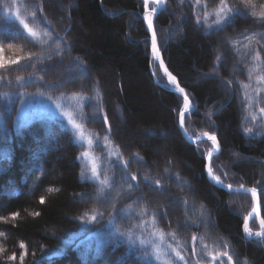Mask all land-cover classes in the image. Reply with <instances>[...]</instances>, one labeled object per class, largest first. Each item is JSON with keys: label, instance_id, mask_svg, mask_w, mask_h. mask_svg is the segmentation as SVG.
I'll use <instances>...</instances> for the list:
<instances>
[{"label": "trees", "instance_id": "trees-1", "mask_svg": "<svg viewBox=\"0 0 264 264\" xmlns=\"http://www.w3.org/2000/svg\"><path fill=\"white\" fill-rule=\"evenodd\" d=\"M229 2L234 7L240 6L238 0ZM256 2L259 5L264 0ZM217 3L218 0H208L209 9ZM37 6H42L43 12ZM17 8L31 26L49 31L54 29L53 35L66 36L67 41L62 45L65 49L63 57L54 56L41 64L35 62L34 56L32 61H22L8 71H0V76L5 77L0 81V216L20 213L16 220L0 222V230L6 232L5 237H0V247L6 249L0 254V264H18V260L12 262L6 257L13 252L19 257L21 241L28 245L29 252L24 264H106L108 260L117 264L125 256L126 245L114 249L108 242L107 219L100 223H84L79 219L93 208L103 211L106 217L113 209L102 200L80 199V193L94 197L96 186L81 178L84 166L77 157L84 149L74 138L67 120L63 116H35L33 111L28 123H21L18 119L21 108L19 92L28 94L25 102L34 104L52 102L47 99L49 95L57 98L62 94L71 96L79 93L84 97H95L97 91L102 97L100 109L107 114L112 126L111 140L130 161L129 171L141 178L140 189L132 196L124 194L116 207L122 208L132 203L135 197H141L142 203L150 208L158 212L161 209L168 211L167 220L158 217L159 226L165 231H176L180 241H188L196 233L203 235L213 247L224 238L229 241L234 259L264 264V245L246 239L242 230L243 216L253 204L251 196L229 193L212 184L206 175L204 155L211 143L201 141L197 147L188 142L179 129L178 111L182 108L183 99L168 85L167 77L152 58L150 43H146L150 40V33L142 16L143 0H0V43L4 45L5 58L28 52L49 55L15 20L12 14ZM31 11L37 13L35 20L29 15ZM194 11L189 0H184L183 5L179 0H169L168 8L162 10L155 20L164 62L189 93L194 105L191 114L185 118V128L194 137L205 131L214 133L221 145V151L213 159L217 171L219 166H224V170L229 172L228 182L240 181L246 186H255L256 180L264 179V127L244 121L247 112L241 103V90L235 82L231 87L226 84L227 80L247 82L246 65H250L249 58L244 57L242 61L240 54L227 41L229 38L242 40L241 33L245 30L264 33V22H256L250 16L238 17L235 23L217 33L197 27ZM77 42L79 48L75 47ZM8 43L14 47L9 49ZM242 43L246 41L242 40ZM66 45H71V48ZM21 48L23 52L19 51ZM218 54L223 56V61L216 71ZM77 57L86 68L83 75L76 65ZM33 63L35 67L30 66ZM75 65L78 70L72 74V79L61 77L68 69L75 72ZM201 74L205 77L195 80ZM17 76L25 80L31 77L37 82L27 83L21 88L16 81ZM40 76L44 77L43 82L38 81ZM103 78L110 83V94H107ZM57 81L62 82L63 87L55 90L47 87ZM40 92L45 95H38ZM120 92H123L125 108L117 99ZM4 93L9 96L5 97ZM63 101L65 106L75 108V101ZM94 103L84 101L83 116L79 112L76 114L89 132H97L103 137L108 135L107 125L102 122L101 114L93 116ZM124 110L128 116V131L168 124L173 132L167 143L173 155L166 156L163 137L159 134L156 137L151 133L152 136L143 140L144 144L126 143V132L121 133L117 124V118L124 116ZM255 123L259 125L262 121L258 119ZM17 124L21 127L17 128ZM244 127H253L256 135L245 134ZM162 130L165 135V129ZM65 152H68V158L59 160L58 157ZM95 153L101 158L105 156L102 147H97ZM134 153H139L143 162H136ZM177 158L194 165L196 181L181 162L177 163ZM54 164H57V170L52 169ZM41 168L44 175H40ZM146 173L159 179L167 191L161 194L146 186L142 180ZM175 173H179L191 187H180L169 178ZM108 174L119 180L122 168L118 165L110 167ZM53 187L60 191H47ZM41 196L45 197V204L39 203ZM184 199L189 201L187 208L182 205ZM261 207L264 216V196L261 197ZM34 211H39L40 215L33 216L31 213ZM201 211L208 215V219L199 229L184 224L186 215L200 223ZM168 221L172 222L171 229ZM178 223L179 228L176 227ZM120 226L127 228L129 222L123 220ZM250 226L254 230L258 228L255 221ZM128 264L142 262L133 255L128 258Z\"/></svg>", "mask_w": 264, "mask_h": 264}, {"label": "snow or ice", "instance_id": "snow-or-ice-1", "mask_svg": "<svg viewBox=\"0 0 264 264\" xmlns=\"http://www.w3.org/2000/svg\"><path fill=\"white\" fill-rule=\"evenodd\" d=\"M179 3L183 5L184 0H179ZM195 9L193 17L197 27H204L208 30H214L219 33L225 30L228 25L235 23L238 17H253L256 22H264V3L257 4L256 0H238L240 6L234 7L229 0H218V3L214 8L209 9L208 0H189ZM169 5V0H143V19L146 21L147 29L150 32V40L146 43H150L151 55L160 68H162L164 75L167 77L168 83L174 86L175 90L182 96L183 103L182 108L178 111V120L181 128H184L185 114H191L194 105L192 104L189 93L181 86L180 81L172 72L169 71L165 65L163 56L161 54L160 43L157 35L155 20L157 13L160 10H166ZM40 12H43L42 6H37ZM11 12V8L8 9ZM15 20L22 25L27 35L31 37L32 41L42 47L43 51L49 52V55L44 56L42 54H35L28 52L26 55H18L12 58H5L3 56L4 45L0 43V71H8L14 65H20L22 61H32L35 56V62L43 64L45 60H52L54 56L63 57L64 47L67 37L61 36L59 33H54V29L49 31L47 28L38 29L29 24V22L21 17L19 8L12 14ZM32 20L36 19V11L29 13ZM50 24L51 22L48 21ZM243 41L241 39L229 38L228 43L233 47V50L240 54V58L243 61L244 57H248L250 65H246L247 70V82L243 80H227L226 84L231 87L235 82L241 90V103L245 106L244 111L247 115L244 116L246 123H252L256 127H264V33L251 32L248 33L245 30L241 33ZM259 37V39L257 38ZM46 46V47H45ZM69 49L71 45H66ZM7 47L12 49L14 45L8 43ZM54 49V52L52 51ZM244 50L243 52L241 50ZM23 52V49H19ZM223 61V56L218 54L215 60V69L219 70V65ZM76 65L80 67V73L86 71V68L82 66L80 58H76ZM31 67H35V64H31ZM71 71V69H70ZM155 74V72H154ZM5 79L4 76H0V81ZM68 79H72L71 76ZM17 83L21 88L27 83H35L36 79L28 78L25 80L22 76L16 77ZM39 82L44 81V77H38ZM67 82V81H65ZM9 83L11 81L9 80ZM50 89H59L63 87V83L57 81L53 84L47 85ZM8 97V93L3 94ZM28 94L24 92L18 93V98L21 103V107L25 103L26 96ZM38 95L44 96L45 93L40 92ZM49 101H52L55 106V112L53 116H63L68 124L71 126L74 138L79 143L80 147L84 150L80 152L77 157L83 163L81 170V178L92 182L96 186L94 197L89 194H78L81 200H91L93 198L102 200L109 204L113 212L105 216L103 211L98 208H93L89 212H85L79 219L84 223H100L107 219L106 230L109 234V243L113 248H118L121 245H126L127 252L125 256H122L117 264H128V258L135 256L142 264H152L153 261L156 264H250L248 260L240 261L238 258L234 259V254L230 251L229 241L221 238L219 242L215 243V246L210 247L205 241L203 235H197L193 233L188 241H180L176 231H165L159 226L160 221L158 217H163L167 220L168 211L161 209L159 212L150 208L146 203H142L141 197H135L132 203L125 205L122 208H117V202L124 194L132 196L134 192L140 189L141 178L136 174L129 171L130 161L125 159L123 153L120 151L118 145H114L111 140L112 126L108 122L106 113H102L100 109L99 101L102 99L101 95L97 91L95 97H84L79 93H73L71 96L61 95V97L54 98L53 96H47ZM69 99L75 101V108H66L63 103L58 101ZM88 101L93 103V116L101 114L102 122L107 125L108 135L100 136L97 132H89L85 124L80 122L77 116L79 112L80 116H83V102ZM209 117L211 112L208 113ZM261 120L262 123L256 125L257 120ZM21 127L17 124V128ZM185 134L188 135L187 129L184 128ZM243 131L249 136H255L253 127H244ZM192 138L191 136L189 137ZM206 138L211 142V147L205 149L204 155L206 156L205 171L208 177L214 182L215 185L221 186L229 193H243L250 195L253 201L251 210L243 216L242 230L245 234V238L249 240H255L258 245H264V216L261 215V197L264 196V179L256 180L255 186L247 187L245 183L236 181L228 182L229 172L224 170V166H219V172L217 167L214 166L213 157L221 151L220 141L214 133L207 131L199 133L195 136L197 141H201ZM102 147L105 150V156L101 158L96 155L95 149ZM199 147V145H197ZM134 159L136 162H143V157L139 153H134ZM7 158V157H6ZM106 161V162H105ZM120 166L122 168V174L117 180L114 176L108 174V169L113 166ZM2 170V165H0ZM168 172V169L164 170ZM40 175H44V170L40 169ZM170 179H174L178 186L183 187L190 184L186 180H183L179 173L170 174ZM38 179V177H37ZM144 184L150 188H154L161 194H164L167 189L160 183L159 179H154L150 174H144L142 177ZM48 192H58V188H49ZM45 197L41 196L39 203L45 204ZM174 202H177L174 200ZM133 205L137 207L134 208ZM182 205L189 207V201L184 199ZM201 205V209H203ZM33 216H39V211L31 213ZM20 217L19 212H13L9 216H0V222L7 223L10 219L16 220ZM98 217L100 218L98 220ZM200 223L195 222L191 217L185 216L184 224L189 227L199 229L200 225L208 219V215L203 211L200 213ZM127 220L129 226L122 228L120 226L121 221ZM258 222V230H254L250 226V222ZM171 221H168L169 229H171ZM177 228L180 227L178 223ZM187 230V229H186ZM6 232L0 230V237H5ZM19 248L22 250L19 257L13 252L6 257V260L16 262L18 264H24L26 257L29 255L28 245L21 241ZM6 251L5 248L0 247V254ZM100 251L99 249L97 250ZM35 255V253H32ZM106 264H111V260L106 261Z\"/></svg>", "mask_w": 264, "mask_h": 264}, {"label": "rangeland", "instance_id": "rangeland-1", "mask_svg": "<svg viewBox=\"0 0 264 264\" xmlns=\"http://www.w3.org/2000/svg\"><path fill=\"white\" fill-rule=\"evenodd\" d=\"M77 9V8H76ZM75 9V10H76ZM74 10V12H75ZM75 25H78V22L75 21ZM75 39L78 38L75 37ZM183 39V38H182ZM208 40H211V37H207ZM184 40V39H183ZM77 48H79L78 42L76 44ZM81 48L83 50H85V47L81 46ZM212 56L214 55L213 52H211ZM75 68V72L70 71V69H68V71H64L61 74L62 78H68L69 76H72L73 73H76L77 66H74ZM205 76L203 74H201L200 76L196 77L195 80L200 81L202 78H204ZM108 90L107 94H110L111 91V86L109 81H107L106 78H103ZM117 99H119L122 104L124 105L125 108V101H124V96H123V92L118 93L117 95ZM60 103L64 104V101H58ZM66 108H73L72 106H65ZM31 111H33V115L35 116H53L52 113L55 112V106L53 104V102H34V104L31 103V101L25 102V104H23V107L20 108L19 111V115H18V119L21 123H28L31 119H29L32 115H31ZM55 116H60V115H55ZM26 119H29L25 122H22ZM117 124L119 125V131L122 132H126L125 136H124V141L128 144L132 143V142H136V143H143V140H145L148 136H152L151 133H155L154 136H156L157 134H159L160 136L163 137V149L166 152V156L170 155L172 156V149L169 146V144L167 143V141L171 138L172 136V128L168 125H152V126H147V127H141L139 130H132V131H128V116L126 114V111L124 110V116H121L117 118ZM165 129V135H163V130ZM137 133H140V135H137ZM157 137V136H156ZM144 144V143H143ZM253 146V145H250ZM169 152V153H168ZM69 154L68 152H65L62 157H58L59 160H61L62 158H68ZM237 159L241 158L240 156H236ZM176 160V159H175ZM181 162V160H179L177 158V163ZM181 164L183 165V167L185 168V171L188 172L189 174H191V177L194 181L197 180V177L194 176L193 172H194V165L188 161H182ZM58 166L57 164L52 165V169L53 170H57ZM258 230V228H257ZM49 233H53V231H49Z\"/></svg>", "mask_w": 264, "mask_h": 264}, {"label": "water", "instance_id": "water-1", "mask_svg": "<svg viewBox=\"0 0 264 264\" xmlns=\"http://www.w3.org/2000/svg\"><path fill=\"white\" fill-rule=\"evenodd\" d=\"M161 11V10H160ZM160 11H158V13H157V15L159 14V12ZM145 21V20H144ZM145 23H146V21H145ZM147 26V25H146ZM150 33V32H149ZM151 35V34H150ZM166 65V64H165ZM175 89V88H174ZM176 91V90H175ZM177 92V91H176ZM178 93V92H177ZM179 94V93H178ZM180 95V94H179ZM185 116H186V114H185ZM179 129H180V131H181V133H182V135L184 136V138L188 141V142H190V143H192V144H196V143H198V142H200V141H197L194 137H192L191 139L189 138L190 137V135L188 134V135H186L185 134V131H184V128H181L180 127V125H179ZM203 140H207L206 138H204ZM216 155V154H215ZM214 155V156H215ZM214 158V157H213ZM206 175H207V173H206ZM207 177H208V175H207ZM208 179H209V181L212 183V184H214V182L208 177ZM215 185V184H214ZM216 186H218V185H216ZM218 187H220V188H222L221 186H218ZM247 187H249V186H247ZM222 189H224V188H222ZM224 190H226V189H224ZM261 215H262V208H261ZM258 223V222H257ZM258 226H259V224H258Z\"/></svg>", "mask_w": 264, "mask_h": 264}]
</instances>
